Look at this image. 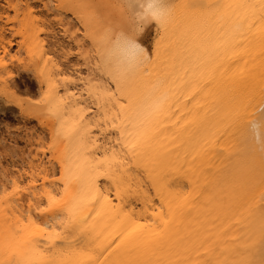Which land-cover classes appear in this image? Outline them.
Returning <instances> with one entry per match:
<instances>
[{"label": "bare ground", "instance_id": "bare-ground-1", "mask_svg": "<svg viewBox=\"0 0 264 264\" xmlns=\"http://www.w3.org/2000/svg\"><path fill=\"white\" fill-rule=\"evenodd\" d=\"M59 2L57 9H71L86 32L122 20L123 0ZM170 2L174 23L166 30L146 27L155 33L150 46L138 38L151 63L142 79L125 83L131 103L96 67L91 36L84 39L95 52L89 62L95 75L78 78L62 61L69 53L58 38L51 40L48 25L41 27V19L39 25L29 5L20 15V48L39 99L31 87L36 101L29 93L30 99L18 101L28 89L16 93L19 79L9 77L7 44L0 55V93L48 129L51 156L15 169L0 160V264L264 260V153L255 147L259 133L251 127L264 116V0ZM7 77L17 80L14 86ZM157 80L167 84L163 112L150 93ZM130 142L139 144L135 154ZM48 193L59 201L57 211L73 200L81 205L77 227H49L66 213L38 211Z\"/></svg>", "mask_w": 264, "mask_h": 264}, {"label": "rangeland", "instance_id": "rangeland-1", "mask_svg": "<svg viewBox=\"0 0 264 264\" xmlns=\"http://www.w3.org/2000/svg\"><path fill=\"white\" fill-rule=\"evenodd\" d=\"M59 3H60L59 0H0V27L3 28V38H4L3 40L0 39V55L4 54L2 46L4 44H7L9 48V51L7 53L8 54L7 61L11 63L13 68L12 69L13 72L11 73L12 76L10 75L9 77L14 78L15 76V79L16 77L17 80L21 79L20 80L21 84H19L21 89H19L20 87H18L19 80L18 81L16 80L17 91L15 90L16 85H15V89L14 87L13 89L16 91V93L18 92L20 95L23 93L25 89H28V91L26 90L27 92L24 91L26 92V94L23 93L21 95L22 98L20 97V95L17 96L18 93L15 94L17 97L16 99H18V97L21 98L18 99L19 102H21L20 100L26 97L28 99L32 98L33 93H37L33 95L36 97L39 96L38 93L40 94V92H37V90H40L38 89L39 86L35 84L38 83V81H36V78H34V74H32V72L28 68L29 60L27 54L22 48H20V42L22 40L21 32L23 29L22 26H24V24L19 23L18 19H20V17H21V21L22 19H24V17L22 16L25 15V13H27L28 11L27 5H29V7H31V9L34 11L33 12L34 14L32 15L33 16L35 15V19L36 17L38 18L37 19L38 22L40 21L39 25H41L42 21L45 22V25L43 24L41 27L43 26L46 27V25H48V27H46L45 29L47 34H49V37L53 35L56 36V37L53 36V38L51 37V40L56 38L54 39V41H56L58 38L56 44H58L61 41L58 44V47H60L59 45H61V47H64L65 44L64 48L66 49V51H68L69 54L67 53L68 54L67 58L66 56L65 57L61 56V58L64 57L65 59V60L62 59L61 60L63 62L68 61L67 63H65V65L67 68L70 67L69 69L72 68L71 72H73V74L74 73L76 74V75L74 74V76L76 77L79 74L78 75L79 77L80 76L85 77V75L89 71H91L89 75H91V73L94 74V72L92 71L93 69L89 70V66H93L94 63L90 64L89 62L91 60L94 62L93 59H95L94 56L95 52L94 49H92L93 45L91 44L92 47L90 46L89 43L90 40L88 42L89 45L88 43L85 42V39L86 41L88 40V37L84 36L86 32L84 31L85 28H83V26H81L82 24L78 22L76 17L73 15L71 9L67 11L63 9H61V11L60 9L58 10L57 7L60 8V6H58L60 5ZM24 20L22 22L25 23ZM20 26H21V32L19 31ZM150 28L151 26L149 27V29L145 28L146 30L143 31L144 33H142V35L140 34L141 36L140 35L138 36V38L140 37L142 38V43L148 44V42L150 41L148 44L149 46L152 44L155 35V33L153 32V27L151 29ZM81 39L83 41L82 43L83 46L81 45L80 48L79 45H77L78 42L77 40H81ZM86 52L88 53L86 54ZM86 55L88 57V58L86 57L87 59L85 58ZM91 57H93V59ZM85 59L89 61L87 62ZM86 76L89 77L88 74ZM7 81H9V78ZM12 81H9V83H11V85L15 84L14 83L15 80ZM24 83L25 85H23ZM27 84L29 88H27ZM35 86L38 88H36ZM31 87L32 89L34 88L33 89L34 92L32 91V94H30L31 91H29L32 90L30 89ZM22 88L25 89L23 90ZM19 90L20 91L23 90L22 93H20ZM27 93L30 94L29 96L30 98L28 96H25L27 95ZM5 97L8 98L4 94L0 96V102H1L0 103L1 106L0 160L2 162L0 163L7 167L10 168L12 167V169L13 168L15 169L16 166L21 167L27 165L28 163H30L33 157L34 158L43 157L44 159H47L49 156H51L48 148L50 144L49 141L51 142L50 140L51 134L49 135L50 132H48V129L46 127L44 128L41 123L39 124V121L38 119L36 120L35 116L33 117V115L23 113L21 109H19L21 107L19 104H18L19 106L17 105V101L12 102L14 98L13 99L10 98L11 101L8 98L9 99L8 101V100H4L6 99ZM36 97L32 99H35ZM36 99L34 101H36ZM11 103L12 104L15 103V105H12ZM3 104L7 107H5ZM56 175L58 176V173Z\"/></svg>", "mask_w": 264, "mask_h": 264}, {"label": "clouds", "instance_id": "clouds-1", "mask_svg": "<svg viewBox=\"0 0 264 264\" xmlns=\"http://www.w3.org/2000/svg\"><path fill=\"white\" fill-rule=\"evenodd\" d=\"M122 20L115 25L97 27V61L125 83L142 79V74L151 63L147 49L139 43L138 36L146 27L155 24L167 29L174 23V5L170 0H123L120 5ZM120 41L117 44V41ZM141 49L143 51H141ZM153 106L163 112L167 104V84L163 80L150 86ZM251 127L259 133L258 151L264 153V116L251 121Z\"/></svg>", "mask_w": 264, "mask_h": 264}, {"label": "snow or ice", "instance_id": "snow-or-ice-1", "mask_svg": "<svg viewBox=\"0 0 264 264\" xmlns=\"http://www.w3.org/2000/svg\"><path fill=\"white\" fill-rule=\"evenodd\" d=\"M91 36L92 38V42H93V48L96 49L97 47V43H96V37L93 31H89L85 33V37ZM120 41H117V44H119ZM141 51H143L141 49ZM106 62H101V61H97L96 67L101 71V73H107L112 80H114L116 82L115 87H116V93H118L120 96H125L128 95L129 96V101L131 103L132 100V96L131 93L126 90L125 87V82L122 80V78L120 76H117L116 74L112 73L106 66H105ZM116 93H112V92H106V95H108L109 97H111L112 95L116 94ZM121 107H125L124 105H121ZM164 115H166V113H163ZM115 127V125H113ZM129 147L131 148L133 154H135L136 149L139 147L138 143H129ZM115 158V157H113ZM101 174H105V173H101ZM90 181L94 187L95 185V176L90 177ZM119 194V192L117 193ZM59 201L57 200L56 196L52 195L51 193H48V202L47 205L45 206V208L43 209H38V211H44V212H49L54 211L56 212V215H60L61 212L66 213L65 216H61L60 219L58 221L55 220V217L53 218V223L49 224V227H52L53 224H58V225H63L65 228L68 227H77V221L80 220V217L83 216V211L81 209V205L76 202L75 200L69 202L68 205H65L64 208L60 209L59 211H57L55 209V205L58 204ZM83 222V221H81ZM262 226H264V216H262ZM261 264H264V260L261 261Z\"/></svg>", "mask_w": 264, "mask_h": 264}]
</instances>
